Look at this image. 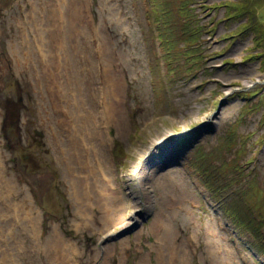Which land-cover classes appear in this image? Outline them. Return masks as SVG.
Wrapping results in <instances>:
<instances>
[{"label": "rangeland", "instance_id": "1", "mask_svg": "<svg viewBox=\"0 0 264 264\" xmlns=\"http://www.w3.org/2000/svg\"><path fill=\"white\" fill-rule=\"evenodd\" d=\"M150 1L0 0V264H264V0H155L167 64Z\"/></svg>", "mask_w": 264, "mask_h": 264}, {"label": "bare ground", "instance_id": "2", "mask_svg": "<svg viewBox=\"0 0 264 264\" xmlns=\"http://www.w3.org/2000/svg\"><path fill=\"white\" fill-rule=\"evenodd\" d=\"M70 9V8H69ZM71 11H72V9H70ZM76 10H77V8H76ZM76 10L74 9V12H73V16H77V12H76ZM57 16V10L55 9V11L53 10L52 11V13H51V17H53L54 19H55V17ZM76 20H78L77 18H76ZM64 97H66V96H64ZM64 100L66 99V98H63ZM64 100H62V102L64 101ZM67 100V99H66ZM67 104V103H66ZM65 104V105H66ZM68 105V104H67ZM70 105V104H69ZM72 108V107H71ZM73 111V110H72ZM73 113V112H72ZM82 117V116H81ZM83 118V117H82ZM91 118V117H90ZM84 121V120H83ZM91 121V120H90ZM89 121V122H90ZM85 122V121H84ZM83 122V123H84ZM95 122V121H94ZM82 123V124H83ZM89 125H91V124H87V125H85L84 124V126H85V130H88L87 128H89ZM89 129H91V128H89ZM92 129H93V127H92ZM79 130H84L83 129V126H82V128H79ZM92 131V130H91ZM89 132V131H88ZM90 134V133H89ZM72 145L74 146V147H76L77 148V151H76V153L73 155L74 157L72 158V161H73V165H74V162L75 163H77L78 165L77 166H79L80 167V169H81V171L82 172H84V173H86V171L88 170V167H89V165H88V167L86 168V165H85V162H87V160H83L82 162H81V156L79 155V153H78V149H82L78 144H79V142L76 140V139H72ZM74 167V166H73ZM91 167V166H90ZM85 169V170H84ZM75 170V169H74ZM77 170V169H76ZM92 172H93V170H92ZM91 172V173H92ZM90 173V172H89ZM95 174H96V172H95ZM94 174V175H95ZM72 180V182H71V185H72V188H73V190H74V193H75V191H76V193H78V194H83L84 193V188H86L85 186H86V183H84V182H86L85 180H86V178L84 177V179H71ZM70 184V183H69ZM85 195V194H84ZM84 195H82V196H78L79 198L80 197H83ZM59 246L60 247H64V246H66V243L64 242V241H60V244H59ZM215 256V254L213 255V257Z\"/></svg>", "mask_w": 264, "mask_h": 264}, {"label": "trees", "instance_id": "3", "mask_svg": "<svg viewBox=\"0 0 264 264\" xmlns=\"http://www.w3.org/2000/svg\"><path fill=\"white\" fill-rule=\"evenodd\" d=\"M192 2H194V0H186V4H185V6L182 8V9H184V10H188V8H189V6H191V4H193ZM252 4H254V1H253V3L251 2V0L249 1V0H247L245 3H243L242 4V7H240L241 9L240 10H238V12H240V13H242L244 16L245 15H247V14H249V11H251V8H252ZM238 5V4H237ZM251 7V8H250ZM252 12V11H251ZM256 17H254L253 16V19L252 20H250V21H252L251 22V24H250V21H248V26H247V24H246V26L247 27H245V25H244V30L243 31H245V32H249V31H251V30H255L256 31V38L257 39H262V37H261V34L263 33V32H260V31H258V29L257 28H255V26H256ZM259 24V23H258ZM261 24V23H260ZM263 26V25H262ZM264 27V26H263ZM188 28V25L187 24H185L184 25V27H183V29H182V34H184L187 30ZM182 34H180V35H182Z\"/></svg>", "mask_w": 264, "mask_h": 264}]
</instances>
